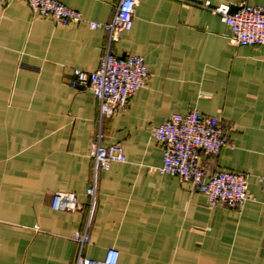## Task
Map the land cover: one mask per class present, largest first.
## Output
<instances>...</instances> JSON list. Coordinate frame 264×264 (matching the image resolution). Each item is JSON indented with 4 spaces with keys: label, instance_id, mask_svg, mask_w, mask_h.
I'll list each match as a JSON object with an SVG mask.
<instances>
[{
    "label": "crops",
    "instance_id": "1",
    "mask_svg": "<svg viewBox=\"0 0 264 264\" xmlns=\"http://www.w3.org/2000/svg\"><path fill=\"white\" fill-rule=\"evenodd\" d=\"M84 22L57 26L25 0H0V264H74L82 254L117 264H264V47H242L211 9L264 0H139L116 56L143 57L150 78L123 110L99 122L90 91L72 71L97 70L100 27L119 0H58ZM213 117L231 146L203 156L209 174L244 175L250 200L211 207L188 182L158 172L162 146L151 129L172 114ZM120 145L125 163L97 173L90 216L91 145ZM82 206L52 210L54 193Z\"/></svg>",
    "mask_w": 264,
    "mask_h": 264
},
{
    "label": "built area",
    "instance_id": "2",
    "mask_svg": "<svg viewBox=\"0 0 264 264\" xmlns=\"http://www.w3.org/2000/svg\"><path fill=\"white\" fill-rule=\"evenodd\" d=\"M30 14L36 18L50 19L57 26H71L84 22L81 13L69 9L58 0H25ZM139 0H119L111 21L105 24L88 22L90 29L102 28L107 35L106 46L97 70L91 73L74 69L71 86L90 91L99 104V122L110 118L127 107L130 98L144 88L150 78L143 57L138 55L116 56L113 45L122 33L130 31L133 14ZM211 12L230 30V39L242 47H264V4L259 6L242 3L235 12L229 5H219ZM151 136L162 146L161 174L188 182L192 189L203 194L211 207L239 208L250 200L246 176L218 171L207 173L201 165L203 156H216L223 147L231 146L226 133L213 117L196 111L185 115L172 114L163 124L151 129ZM93 160L92 185L86 190L90 197L87 206L90 216L95 207L97 173L108 170L114 163H125L126 156L120 145H101L98 135L90 148ZM82 206L74 194L57 192L51 200L52 210L76 209ZM77 244L74 264H117L119 252L108 249L101 260L83 256L84 245L89 242L85 230L76 233Z\"/></svg>",
    "mask_w": 264,
    "mask_h": 264
},
{
    "label": "water",
    "instance_id": "3",
    "mask_svg": "<svg viewBox=\"0 0 264 264\" xmlns=\"http://www.w3.org/2000/svg\"><path fill=\"white\" fill-rule=\"evenodd\" d=\"M237 10V7H231V12H235Z\"/></svg>",
    "mask_w": 264,
    "mask_h": 264
}]
</instances>
